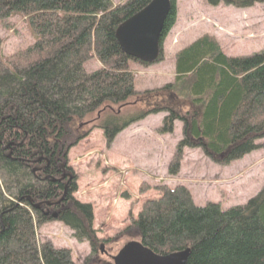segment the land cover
Instances as JSON below:
<instances>
[{
    "label": "trees",
    "instance_id": "obj_1",
    "mask_svg": "<svg viewBox=\"0 0 264 264\" xmlns=\"http://www.w3.org/2000/svg\"><path fill=\"white\" fill-rule=\"evenodd\" d=\"M151 1L0 0V28L15 30L19 18L33 39L8 56L0 40V264H75L68 250L48 241L38 252L28 247L26 241L50 221L88 243L90 254L81 264H94L100 245L111 242L96 238L90 205L74 199L76 176L68 165L69 150L94 128L108 148L118 133L148 115L165 114L162 130L168 133L181 122L170 177L178 174L186 148L221 164L262 148L256 142L264 139V51L229 57L204 35L174 54L171 83L135 91L130 61L142 63L122 52L115 32ZM175 23L171 0L159 49ZM139 104L131 116H120ZM149 185L142 183L140 193ZM151 188L159 197L144 201L130 218L126 243L136 241L158 256L188 251L186 264H264V187L227 210L218 203L195 205L182 185Z\"/></svg>",
    "mask_w": 264,
    "mask_h": 264
},
{
    "label": "rangeland",
    "instance_id": "obj_2",
    "mask_svg": "<svg viewBox=\"0 0 264 264\" xmlns=\"http://www.w3.org/2000/svg\"><path fill=\"white\" fill-rule=\"evenodd\" d=\"M125 1L111 0L113 5ZM175 11L176 23L160 46L161 60L149 65L130 61L137 93L171 83L174 54L204 35L213 37L229 57H247L264 51L263 4L248 10L222 3L212 6L207 0H175ZM13 22L15 30L0 28L3 56L33 42L23 20L17 18ZM142 107L128 106L120 116H131ZM164 116L151 114L130 124L108 148L102 131L94 128L70 155L71 149L68 152V165L77 184L73 197L90 205L96 238L111 240L100 245L95 256L103 264H112L111 257L127 242L122 236L141 204L159 197L151 188L153 185H182L189 190L195 205L218 203L222 210L244 205L264 187V139L256 142L262 148L227 164L212 162L200 149H183L180 170L170 177L167 167L183 137V125L175 121L171 132H165ZM142 183L150 184L145 193H140ZM47 241L55 249L68 250L75 264H81L90 254L88 243H78L72 238V231L57 221L37 228L34 239L26 243L38 252Z\"/></svg>",
    "mask_w": 264,
    "mask_h": 264
},
{
    "label": "water",
    "instance_id": "obj_3",
    "mask_svg": "<svg viewBox=\"0 0 264 264\" xmlns=\"http://www.w3.org/2000/svg\"><path fill=\"white\" fill-rule=\"evenodd\" d=\"M170 3L171 0H152L117 27L115 37L127 57L148 65L157 60L160 54V32ZM187 258L188 251L158 256L132 241L117 252L113 264H186Z\"/></svg>",
    "mask_w": 264,
    "mask_h": 264
},
{
    "label": "flooded vegetation",
    "instance_id": "obj_4",
    "mask_svg": "<svg viewBox=\"0 0 264 264\" xmlns=\"http://www.w3.org/2000/svg\"><path fill=\"white\" fill-rule=\"evenodd\" d=\"M94 264H103V263L101 261L95 259Z\"/></svg>",
    "mask_w": 264,
    "mask_h": 264
},
{
    "label": "crops",
    "instance_id": "obj_5",
    "mask_svg": "<svg viewBox=\"0 0 264 264\" xmlns=\"http://www.w3.org/2000/svg\"><path fill=\"white\" fill-rule=\"evenodd\" d=\"M248 10H249V9H248ZM79 144H80V143H79ZM75 147H77V145H76ZM75 147H73V148H75ZM73 148L70 150L69 155H70L71 151L73 150Z\"/></svg>",
    "mask_w": 264,
    "mask_h": 264
}]
</instances>
